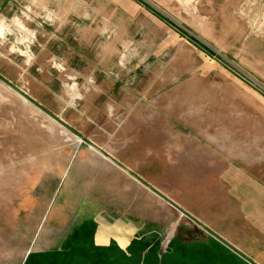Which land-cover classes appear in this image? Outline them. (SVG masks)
I'll list each match as a JSON object with an SVG mask.
<instances>
[{"label": "rangeland", "instance_id": "rangeland-1", "mask_svg": "<svg viewBox=\"0 0 264 264\" xmlns=\"http://www.w3.org/2000/svg\"><path fill=\"white\" fill-rule=\"evenodd\" d=\"M0 264H264V0L0 11Z\"/></svg>", "mask_w": 264, "mask_h": 264}, {"label": "crops", "instance_id": "crops-1", "mask_svg": "<svg viewBox=\"0 0 264 264\" xmlns=\"http://www.w3.org/2000/svg\"><path fill=\"white\" fill-rule=\"evenodd\" d=\"M12 4V0H0V11H6Z\"/></svg>", "mask_w": 264, "mask_h": 264}, {"label": "trees", "instance_id": "trees-1", "mask_svg": "<svg viewBox=\"0 0 264 264\" xmlns=\"http://www.w3.org/2000/svg\"><path fill=\"white\" fill-rule=\"evenodd\" d=\"M132 245H133V244H130L129 246H132ZM130 250H132V251L135 253V256H132V255H130V256L135 257V258L139 257V256H138V253L135 251L134 246H132V247H128V249L125 250V252H124V253H121V254H127V255H123V256H125V257L127 258V257H129L128 252H129ZM125 262H126V263H130V261H125Z\"/></svg>", "mask_w": 264, "mask_h": 264}]
</instances>
